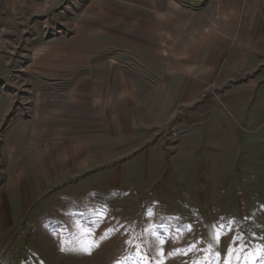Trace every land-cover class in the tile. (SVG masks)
Instances as JSON below:
<instances>
[{
	"label": "rangeland",
	"instance_id": "374dc122",
	"mask_svg": "<svg viewBox=\"0 0 264 264\" xmlns=\"http://www.w3.org/2000/svg\"><path fill=\"white\" fill-rule=\"evenodd\" d=\"M211 1L0 0V264H264V67Z\"/></svg>",
	"mask_w": 264,
	"mask_h": 264
},
{
	"label": "crops",
	"instance_id": "0c3cea01",
	"mask_svg": "<svg viewBox=\"0 0 264 264\" xmlns=\"http://www.w3.org/2000/svg\"><path fill=\"white\" fill-rule=\"evenodd\" d=\"M258 0H213L209 5L210 7H214L216 9L215 11V28L217 31L220 30V34L225 36L228 43H231V39H233V46H230L227 48V50L231 48L232 50V58L233 60L236 59H243L239 63V66L243 69L244 74L242 77L249 73H253V71L257 70L259 67H264V62H259L258 59H261L260 56L264 52V33L257 34L256 32H251L250 30V20L251 19V11H250V4L255 3L257 4ZM263 4L264 8V1L259 0ZM247 7V9L244 11L243 8ZM255 16V12L253 13ZM258 14V12H257ZM257 17V16H256ZM254 18V24L256 22V18ZM258 18V17H257ZM238 28H240L238 30ZM232 34H235L232 37ZM200 65L203 69L206 68V70H202V73L209 72V62L208 59H202L200 61H197V65ZM194 65L193 60L189 63L187 61L186 66ZM160 72V70H159ZM264 80V75L262 73L260 75L255 76H249L246 78V84L242 87L236 86L235 91H239L240 93L247 94L253 96L255 93V90L257 88V84ZM145 81V80H144ZM186 81V80H185ZM49 96L52 94H55V92H47ZM61 93V92H60ZM65 93V92H64ZM71 94V93H69ZM60 95V94H59ZM76 102L74 106L76 105ZM77 105H80L79 102H77ZM50 106V104H49ZM49 108V107H48ZM50 109H47L44 113H42L41 116H35L31 119V121L26 122L27 125H29V122L31 124H39L41 122L42 124V130H45L49 132L52 127L55 128V126H64V128H71L76 125V123L79 122V114L75 112V109L73 110V113H61L53 114L50 113ZM71 116H70V115ZM23 123V122H22ZM66 124L67 127H65ZM52 126V127H51ZM59 128V127H56ZM63 128V127H62ZM74 129V128H73ZM30 130V129H29ZM71 131H73L71 129ZM70 138H75V132L69 133ZM44 138H47L49 140V133L43 135ZM49 153V152H48ZM48 155V154H47ZM129 154H126L123 156L128 157ZM154 159V158H153ZM155 162V160H153ZM66 176V174H65ZM64 176V177H65ZM58 178H61L59 175ZM82 180H84L82 178Z\"/></svg>",
	"mask_w": 264,
	"mask_h": 264
},
{
	"label": "snow or ice",
	"instance_id": "6c2138e0",
	"mask_svg": "<svg viewBox=\"0 0 264 264\" xmlns=\"http://www.w3.org/2000/svg\"><path fill=\"white\" fill-rule=\"evenodd\" d=\"M217 239H218V236H217ZM237 239H239V238H237Z\"/></svg>",
	"mask_w": 264,
	"mask_h": 264
},
{
	"label": "trees",
	"instance_id": "16d2710c",
	"mask_svg": "<svg viewBox=\"0 0 264 264\" xmlns=\"http://www.w3.org/2000/svg\"><path fill=\"white\" fill-rule=\"evenodd\" d=\"M164 180V179H163Z\"/></svg>",
	"mask_w": 264,
	"mask_h": 264
}]
</instances>
